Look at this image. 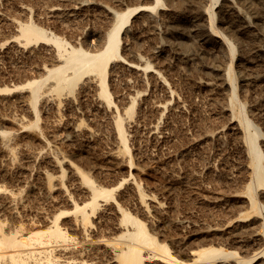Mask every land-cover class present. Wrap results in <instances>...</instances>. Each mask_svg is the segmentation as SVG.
<instances>
[{"label": "bare ground", "instance_id": "1", "mask_svg": "<svg viewBox=\"0 0 264 264\" xmlns=\"http://www.w3.org/2000/svg\"><path fill=\"white\" fill-rule=\"evenodd\" d=\"M47 1H51L43 20L47 24L36 23L34 10L25 3L21 6L25 21L8 19L17 32L5 54L22 58L12 66L14 72H26V79L0 88V96H17L24 115L16 131L0 129V148L14 155L21 145L18 139L36 129L54 171L44 172L43 207L35 208L0 184V264H264V131L248 114V109L254 114L259 108L248 87L264 83V0H194L187 13L176 0H115V7L102 6L106 24L91 46L81 32L62 36L57 30L73 27L76 18L85 20L89 9L99 4ZM0 18L6 19L1 9ZM165 20L187 21L188 31L199 37L200 49L216 58L214 65H205L211 71L198 87L222 97L227 123L218 127L217 135L229 132L238 139L249 179L244 193H219L218 222L173 236L169 242L153 232L166 205L156 194L146 193L134 177L130 147L137 107L152 101L151 91L160 93L153 101L156 117L150 126L157 143L168 140L161 119L175 107L185 108L161 71L160 61L168 59L164 45L138 49L133 42L143 32L152 34L149 27L157 33ZM187 29L180 34L186 35ZM241 37L255 42L251 53ZM24 58L32 61L30 68ZM118 77L132 89L118 95L119 102L112 92ZM136 84L140 89L133 90ZM245 92L252 97L249 106L239 99ZM91 94L93 105L83 106ZM52 114L56 119L47 120L46 127L56 144L86 150L101 139L99 131L108 130L114 141L106 158L117 169L129 167V174L97 183L49 141L41 122ZM25 116L32 122L24 124ZM65 164L79 179L82 193H69ZM125 188L132 193H123ZM234 198L246 199L245 205L227 209ZM192 242L196 244L188 247Z\"/></svg>", "mask_w": 264, "mask_h": 264}, {"label": "rangeland", "instance_id": "2", "mask_svg": "<svg viewBox=\"0 0 264 264\" xmlns=\"http://www.w3.org/2000/svg\"><path fill=\"white\" fill-rule=\"evenodd\" d=\"M47 0H0V9L6 19L0 18V88H12L25 80L26 72H14L13 68L20 64L22 58L12 54L11 58L5 52L13 45V36L16 27L8 19L25 21L26 15L21 6L29 5L35 15L33 20L45 23ZM87 3H97L87 12L85 20L76 18L71 28H59L57 33L70 36L73 33H82L83 41L89 46L99 40V33L106 24V13L103 5L115 7V0H87ZM184 13L193 8L194 0H176ZM37 14V15H36ZM189 23L185 20L160 22V30L154 33L153 27L142 33V37L133 38L134 45L143 49L146 45L162 43L166 49L168 59L160 61L161 71L167 77L170 85L177 91L178 99L184 104V110L177 107L167 112V117L161 119L164 135L168 137L165 142L157 143L150 132L152 120L156 117L153 101L160 95L151 91L152 101L139 104L137 107L138 123L133 130L130 147L135 160L133 175L143 186L146 193H154L166 205V210L160 215V224L153 228L161 240L167 242L173 236L182 237L189 231L198 229L207 224H214L219 219V193H244L248 183L243 148L237 138L229 132L221 137L217 135L218 127L227 123L223 113V99L215 91L200 89L198 82L209 76L205 65H214L217 61L214 56L203 52L198 45V36L189 32ZM188 28L186 35H181L183 28ZM188 34H192L191 36ZM194 35V36H193ZM150 36V37H149ZM240 40L249 53L255 48V42L241 37ZM28 68L32 61L24 58ZM20 63H19V62ZM14 63L15 66L13 65ZM155 63V62H153ZM164 63V65H163ZM14 67H13V66ZM251 73V72H250ZM149 83L152 84L150 78ZM140 89L138 84L133 90ZM112 92L117 102L121 100L118 95L132 92L126 86L124 78L118 77L113 83ZM248 92L257 98L259 108L253 112L248 109L251 119L264 131V83L249 86ZM240 93L239 99L249 106L252 97ZM88 101L83 106H92L94 95L87 96ZM251 99V100H250ZM254 99V100H255ZM23 112L17 96H0V129L16 131L20 126L18 119H22ZM26 117V116H25ZM92 126L95 123L83 116ZM54 115L43 116L41 126L46 130L48 139L56 148L59 147L68 159L73 161L81 170L90 174L97 183L101 180H115L126 177L130 169L122 166L115 168L106 158L114 141L106 129L99 131L101 139L86 150L79 146H67L54 143L53 133L46 127V121H53ZM26 117L24 124L32 122ZM40 132L30 129L18 139L21 144L14 155H10L0 148V184L7 186L12 193L26 197L28 202L37 207L46 205L42 196L46 193V170L54 171L48 163L43 148L46 147L40 138ZM66 170L65 185L69 193H82L79 191V179L71 173L70 166L64 165ZM110 169V170H109ZM102 171L104 174H100ZM175 179H177L175 181ZM54 193H61L55 190ZM123 193H132L125 188ZM237 199V200H236ZM246 199L234 198L230 200L229 208L237 209L245 205ZM132 202L127 201V203ZM130 204V203H129ZM221 204V208H222ZM240 206V207H239ZM162 218V219H161ZM197 242H201L196 240ZM196 243H188L191 247Z\"/></svg>", "mask_w": 264, "mask_h": 264}]
</instances>
